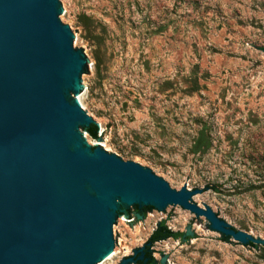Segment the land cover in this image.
Returning a JSON list of instances; mask_svg holds the SVG:
<instances>
[{"label": "rangeland", "instance_id": "1", "mask_svg": "<svg viewBox=\"0 0 264 264\" xmlns=\"http://www.w3.org/2000/svg\"><path fill=\"white\" fill-rule=\"evenodd\" d=\"M61 2L86 59L75 102L98 128L80 135L85 147L174 189H201L196 204L258 240L247 248L222 237L181 206L163 214L120 203L104 264L131 255L160 221L182 235L150 246L158 264H264V0ZM201 131L210 147L195 152Z\"/></svg>", "mask_w": 264, "mask_h": 264}, {"label": "water", "instance_id": "2", "mask_svg": "<svg viewBox=\"0 0 264 264\" xmlns=\"http://www.w3.org/2000/svg\"><path fill=\"white\" fill-rule=\"evenodd\" d=\"M64 11L61 0H0V264H104L116 253L120 203L163 214L181 206L253 246L251 233L195 203L201 189H174L133 160L85 147L80 135L95 122L75 101L86 59ZM144 248L117 264H136Z\"/></svg>", "mask_w": 264, "mask_h": 264}, {"label": "trees", "instance_id": "3", "mask_svg": "<svg viewBox=\"0 0 264 264\" xmlns=\"http://www.w3.org/2000/svg\"><path fill=\"white\" fill-rule=\"evenodd\" d=\"M81 18L88 19L87 16L81 15ZM198 87V84H196ZM85 130L91 135L92 137H97L98 128L95 123H91L88 126L85 127ZM204 143V147H202V144ZM210 147V143L206 141L204 132H199V136L197 137L193 150L195 152H204ZM137 205H135V208ZM147 208L150 207L149 205L146 206ZM182 235V232L180 231H174L171 228H168L166 223L164 221H160L157 225V227L152 231L149 238L145 242V248H144V255L142 259H139L136 261V264H158L152 255V251L150 249V246L160 240L166 239V238H174L177 239ZM250 245H255L252 242H249Z\"/></svg>", "mask_w": 264, "mask_h": 264}, {"label": "bare ground", "instance_id": "4", "mask_svg": "<svg viewBox=\"0 0 264 264\" xmlns=\"http://www.w3.org/2000/svg\"><path fill=\"white\" fill-rule=\"evenodd\" d=\"M99 145V144H98Z\"/></svg>", "mask_w": 264, "mask_h": 264}]
</instances>
